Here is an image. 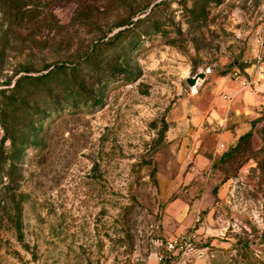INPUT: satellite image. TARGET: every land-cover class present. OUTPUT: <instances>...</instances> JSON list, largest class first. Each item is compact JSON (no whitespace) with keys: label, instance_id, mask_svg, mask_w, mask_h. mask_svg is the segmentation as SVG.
Returning a JSON list of instances; mask_svg holds the SVG:
<instances>
[{"label":"rangeland","instance_id":"374dc122","mask_svg":"<svg viewBox=\"0 0 264 264\" xmlns=\"http://www.w3.org/2000/svg\"><path fill=\"white\" fill-rule=\"evenodd\" d=\"M193 232L170 264H264V0H0V264Z\"/></svg>","mask_w":264,"mask_h":264},{"label":"built area","instance_id":"2783aa9c","mask_svg":"<svg viewBox=\"0 0 264 264\" xmlns=\"http://www.w3.org/2000/svg\"><path fill=\"white\" fill-rule=\"evenodd\" d=\"M236 80H238L239 85L242 88H246L248 86L247 80L243 77L238 76L235 72L232 75ZM227 100H231L230 96H223ZM198 242V237L196 236V232L189 233L187 235H178L168 239L164 245L165 255H160L159 259L169 258V260L173 259V256L182 253L186 254L188 252L194 251V244ZM196 252H200V250H196ZM171 262V261H170Z\"/></svg>","mask_w":264,"mask_h":264},{"label":"trees","instance_id":"16d2710c","mask_svg":"<svg viewBox=\"0 0 264 264\" xmlns=\"http://www.w3.org/2000/svg\"><path fill=\"white\" fill-rule=\"evenodd\" d=\"M129 23L130 24H132L133 22L132 21H129ZM122 33V31H120V32H118V33H116L115 35H113V38L112 39H110V41L112 42V41H115V39L120 35ZM73 102V101H72ZM96 101L94 100L93 101V103H95ZM242 138V137H241ZM226 155H229V153L228 154H226ZM262 244H264V238H263V240H262ZM162 263L163 264H170L171 262V260H169V258H163L162 260Z\"/></svg>","mask_w":264,"mask_h":264},{"label":"water","instance_id":"95a60500","mask_svg":"<svg viewBox=\"0 0 264 264\" xmlns=\"http://www.w3.org/2000/svg\"><path fill=\"white\" fill-rule=\"evenodd\" d=\"M203 77H204V73H199L195 77L187 78L186 79V83L189 86H193L195 84V82H196L197 79H202Z\"/></svg>","mask_w":264,"mask_h":264}]
</instances>
